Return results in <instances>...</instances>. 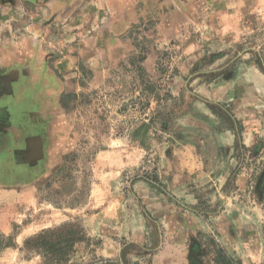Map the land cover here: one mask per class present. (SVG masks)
<instances>
[{
    "label": "rangeland",
    "instance_id": "obj_1",
    "mask_svg": "<svg viewBox=\"0 0 264 264\" xmlns=\"http://www.w3.org/2000/svg\"><path fill=\"white\" fill-rule=\"evenodd\" d=\"M184 1L62 77L59 154H0V264H264V0Z\"/></svg>",
    "mask_w": 264,
    "mask_h": 264
},
{
    "label": "crops",
    "instance_id": "obj_2",
    "mask_svg": "<svg viewBox=\"0 0 264 264\" xmlns=\"http://www.w3.org/2000/svg\"><path fill=\"white\" fill-rule=\"evenodd\" d=\"M171 3L188 8L184 0H0V154H23L22 175L40 167L27 162L36 154H59L62 77L106 56L140 10ZM15 168L7 164V174Z\"/></svg>",
    "mask_w": 264,
    "mask_h": 264
},
{
    "label": "trees",
    "instance_id": "obj_3",
    "mask_svg": "<svg viewBox=\"0 0 264 264\" xmlns=\"http://www.w3.org/2000/svg\"><path fill=\"white\" fill-rule=\"evenodd\" d=\"M225 263H227V264H228L229 262H228V261H226Z\"/></svg>",
    "mask_w": 264,
    "mask_h": 264
}]
</instances>
